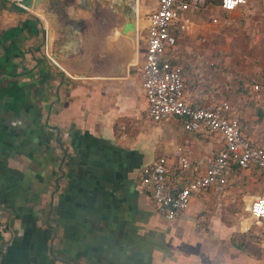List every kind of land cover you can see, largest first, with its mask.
Here are the masks:
<instances>
[{
  "label": "crops",
  "instance_id": "0c3cea01",
  "mask_svg": "<svg viewBox=\"0 0 264 264\" xmlns=\"http://www.w3.org/2000/svg\"><path fill=\"white\" fill-rule=\"evenodd\" d=\"M128 1L134 52L136 29L147 27L156 0ZM56 4L54 9L46 0L35 13L15 0H0V63L5 48L18 53L0 65V243L5 245L0 264H264V252L243 242L250 230L260 240L263 229L249 210V221L231 226L220 215L201 216L209 196L218 194L212 189L195 193L173 221L157 215L151 191L140 183L141 169L165 157L166 186L175 194L201 175L198 158L217 154L224 141L205 131L186 132L174 118H150L139 72L144 40L131 61L137 78L131 70L125 77H97L82 55L54 68L43 55L40 24L47 28L50 22L42 14L61 17L60 24L74 30L87 20L77 13L80 8L74 18L62 16L70 1ZM201 11L188 15L184 31ZM20 28L15 44L4 39ZM86 45L80 39L84 53ZM10 82L24 93L19 110L6 104ZM186 98L195 103L187 92ZM227 105L245 137L264 148V123L244 128ZM179 156L191 162L190 169H181ZM251 170L234 172L218 195L230 193L238 172Z\"/></svg>",
  "mask_w": 264,
  "mask_h": 264
},
{
  "label": "built area",
  "instance_id": "2783aa9c",
  "mask_svg": "<svg viewBox=\"0 0 264 264\" xmlns=\"http://www.w3.org/2000/svg\"><path fill=\"white\" fill-rule=\"evenodd\" d=\"M247 2L221 0L214 7L208 0H156V8L148 15V25L142 29L146 37L139 72L150 118L154 122L174 118L186 132L205 131L222 137L224 141L223 149L217 154L198 158L202 167L201 175L175 194L170 193L166 186L168 165L165 157L159 156L152 164L141 169L140 183L151 191L156 213L166 221H173L186 211L195 193L208 189L218 194L225 193L234 167L240 170L257 169L264 174V148L254 146L245 137L239 119L234 112L229 111L227 103L223 102L220 106H194L186 98L181 67L160 65L161 56L166 55L176 44L172 31L178 14H181L179 21L184 32V21L190 13L208 8L230 13L244 7ZM41 37L45 48L46 37L42 33ZM43 53L51 59L46 52ZM254 89L259 90L258 85ZM178 162L183 170L191 168V162L184 156H179ZM249 213L256 221L263 223L259 246L264 250V196L252 200ZM4 249L5 245L0 243V261Z\"/></svg>",
  "mask_w": 264,
  "mask_h": 264
},
{
  "label": "rangeland",
  "instance_id": "374dc122",
  "mask_svg": "<svg viewBox=\"0 0 264 264\" xmlns=\"http://www.w3.org/2000/svg\"><path fill=\"white\" fill-rule=\"evenodd\" d=\"M109 1L113 0H101L106 10ZM128 2L126 0L122 6H115L113 20H118L119 24L126 21L124 13L130 15ZM191 23L174 51V56L186 69L187 94L195 103L202 105L225 100L238 112L244 128L263 124L264 0L248 3L242 13L235 11L227 14L208 8L192 17ZM143 27L141 24L136 29L133 52L136 57L141 54L146 37ZM116 36L114 31L109 33V38L115 39ZM133 67L136 68L130 67V73L136 76L138 70ZM255 85H259V92L254 89ZM137 86L140 88V84ZM142 115L145 117L144 113ZM234 181L227 195L209 196L201 216L211 213L220 215L221 222L230 226L240 219L249 221L248 210L252 199L264 196V174L256 170L241 171ZM230 199L235 200L228 202ZM243 242L250 249L264 252L254 230L244 236Z\"/></svg>",
  "mask_w": 264,
  "mask_h": 264
},
{
  "label": "water",
  "instance_id": "95a60500",
  "mask_svg": "<svg viewBox=\"0 0 264 264\" xmlns=\"http://www.w3.org/2000/svg\"><path fill=\"white\" fill-rule=\"evenodd\" d=\"M45 1L18 0L15 1V4L26 11L38 13L39 5ZM49 1L54 9L58 8L56 0ZM68 1H70L66 7L68 12H64L62 16L68 15L74 18L73 11L80 8L81 10L79 9L77 13L82 14L87 20L81 24L79 29L74 30L72 25L60 24V22H64L61 17L58 16L59 18L55 21L53 17L43 13L42 15L50 22V26L45 28L44 24L39 21L40 19L38 20L39 24L41 23V33L46 37V47L42 50L51 57L48 59L47 56H44L45 59L54 68L60 70L58 63H62L64 59L71 60L73 57L82 55L90 63L93 75L97 77H125L129 73L130 67L133 66L131 65L133 59L131 41L135 31L134 18L126 12L123 14V18L126 19L123 23L119 24L118 20L113 19H115V6H122L126 0L109 1L107 10L102 7L101 0H80L77 3L74 0ZM71 8L73 10L69 11ZM114 21H116L115 26ZM111 31L117 34L115 39L109 38ZM55 35L59 36L55 37ZM80 39L87 44L85 46L86 53L80 47Z\"/></svg>",
  "mask_w": 264,
  "mask_h": 264
},
{
  "label": "trees",
  "instance_id": "16d2710c",
  "mask_svg": "<svg viewBox=\"0 0 264 264\" xmlns=\"http://www.w3.org/2000/svg\"><path fill=\"white\" fill-rule=\"evenodd\" d=\"M220 1L221 0H208V3L210 5H212V6H214V7H217L219 5ZM243 9L244 8L240 9L239 12L242 13ZM230 13H232V12H230ZM180 17H181V14H178V19H176L174 21V23H173V29L174 30L172 31V33H173V35L176 38V44H175L174 48H172L171 51H168L166 55L161 56L160 65L162 66V65L167 64L170 67L180 66L181 69H182L181 75H182V78H183V81H184V86H185L184 90L186 91V89H187L186 82H188V80H186V74H185V72H186L185 70L186 69L179 63V61L177 59L178 57L174 56V51H176L177 45L179 43V40L182 38V35H183V32L181 31V23L179 21ZM22 31H23L22 28H20V29H10L9 31H7L6 37L4 39L5 40H11L12 44H15L16 40L19 38V34H21ZM13 48L15 49L14 46H13ZM4 52L6 54V57H5L6 61L4 60L2 63H0V65L6 64L12 58H15V57L18 56V53L14 52V51L12 52L10 48H5ZM9 87L10 88H8L7 91L4 92L5 95H7L8 98H9V102H6V104H7V106L10 107V110H14V109L19 110L21 104L24 102V100H23L24 99V93L21 90V88L18 86L17 82H10L9 83ZM258 88L260 90L259 85H258ZM259 90H257L256 92H259ZM17 94H18V96H17ZM193 105L194 106H204L202 104H197V103H194V102H193ZM228 107H229V110L231 111V107L230 106H228ZM262 111L264 113V110H262ZM253 170L258 171L257 169H253ZM237 171H239V168L238 167H234V172H237Z\"/></svg>",
  "mask_w": 264,
  "mask_h": 264
}]
</instances>
